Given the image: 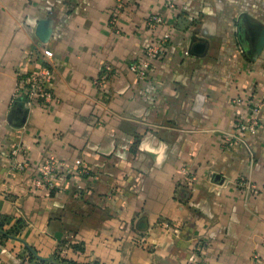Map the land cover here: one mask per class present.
<instances>
[{"label":"crops","instance_id":"crops-1","mask_svg":"<svg viewBox=\"0 0 264 264\" xmlns=\"http://www.w3.org/2000/svg\"><path fill=\"white\" fill-rule=\"evenodd\" d=\"M116 4L0 0V264H264V191L238 186L264 187V0H130L113 24ZM41 66L52 100L15 102ZM49 157L64 172L35 190Z\"/></svg>","mask_w":264,"mask_h":264},{"label":"built area","instance_id":"built-area-1","mask_svg":"<svg viewBox=\"0 0 264 264\" xmlns=\"http://www.w3.org/2000/svg\"><path fill=\"white\" fill-rule=\"evenodd\" d=\"M116 8L113 12L112 23L116 24L124 10L127 8V4L130 0H116ZM147 23L153 29L158 28L163 23V17L161 14H151L147 18ZM170 41V34L165 33V35L151 42L146 46L144 56L140 60H136L131 63L130 69L140 78L146 79L149 76L151 71L153 62L159 58L165 49V46ZM111 70L110 65H106L105 69L102 73V80L106 79L109 72ZM54 77V71L51 67L41 66L36 67L34 70L27 72L25 74L18 75V84L14 93V100L17 102L20 97L23 96L27 104L32 105L36 101H40L43 103H48L53 98V92L51 90L50 84ZM259 110L258 105H254L252 112L257 115ZM251 129L255 130L259 125V119L257 117L254 118L252 122ZM238 126L242 128H247V125H243L241 123ZM22 150V147H17L14 149L13 153L17 155ZM30 164L28 161H19L16 165L18 171H25L29 168ZM64 167V163L49 157L44 158L40 163L39 173L35 176L32 181V187L35 190H43V191H51L56 188V177L58 174L64 172L62 170ZM79 171L84 174L89 173V169L87 168L85 162L79 161ZM238 186L247 190H251L253 193L258 194L261 191H264V187H260L257 184L253 183L250 179L246 177H241L238 180ZM138 243L142 246H146L147 242L140 236L137 239Z\"/></svg>","mask_w":264,"mask_h":264},{"label":"water","instance_id":"water-1","mask_svg":"<svg viewBox=\"0 0 264 264\" xmlns=\"http://www.w3.org/2000/svg\"><path fill=\"white\" fill-rule=\"evenodd\" d=\"M204 43H197L194 49L195 53H202ZM28 114V109L26 107H23L22 105H17L13 108L11 112V122L16 125H21L26 121V117Z\"/></svg>","mask_w":264,"mask_h":264},{"label":"trees","instance_id":"trees-1","mask_svg":"<svg viewBox=\"0 0 264 264\" xmlns=\"http://www.w3.org/2000/svg\"><path fill=\"white\" fill-rule=\"evenodd\" d=\"M1 227H2V223H0V229H1ZM0 233H2L3 235H8L9 234V232H3V230L2 231L0 230ZM31 255H33L32 252H31Z\"/></svg>","mask_w":264,"mask_h":264}]
</instances>
